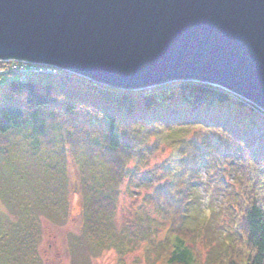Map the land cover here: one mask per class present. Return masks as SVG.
<instances>
[{"label": "trees", "instance_id": "1", "mask_svg": "<svg viewBox=\"0 0 264 264\" xmlns=\"http://www.w3.org/2000/svg\"><path fill=\"white\" fill-rule=\"evenodd\" d=\"M7 75L15 79L0 84V179L5 188L16 189L13 180L20 167L15 161L19 147L29 157L34 153L38 159L40 149L45 148L49 159L52 153L61 159L53 164L47 157L43 161H48L52 174L45 177L49 201H42L52 209L32 210L31 205L40 204L39 200L31 204V199L22 197L12 205L2 198L18 214V221L7 220L8 228L5 219L9 217L0 212L5 218L0 217V264H25L39 212L52 220L60 215L54 197L65 190L61 160L71 147L75 154L79 147L84 149L82 166L101 167L90 179L81 178L83 232L93 248L107 244L122 249L127 233L132 237L143 233L137 222L132 231L126 228L119 234L108 218L123 188L134 194L137 186H145L151 188L147 199L171 221L166 229L168 264H200L181 228L202 205L206 210L202 191L208 199L214 191L231 221L221 232L229 245L243 246L230 247L225 264H264V131L261 135L255 132L264 123V113L257 107L220 87L199 82L125 91L69 73H34L27 80L13 73L0 77ZM152 136L156 141L144 145ZM18 137L32 141L31 145L17 142ZM165 141L180 147L175 175L163 181L162 176L146 171L141 180L136 178L138 172L128 167V161L141 162L145 153ZM162 166L171 169L172 164ZM201 224L204 228L193 229L196 236L208 228L207 223Z\"/></svg>", "mask_w": 264, "mask_h": 264}, {"label": "water", "instance_id": "2", "mask_svg": "<svg viewBox=\"0 0 264 264\" xmlns=\"http://www.w3.org/2000/svg\"><path fill=\"white\" fill-rule=\"evenodd\" d=\"M113 89L220 87L264 113V0H0V62Z\"/></svg>", "mask_w": 264, "mask_h": 264}, {"label": "rangeland", "instance_id": "3", "mask_svg": "<svg viewBox=\"0 0 264 264\" xmlns=\"http://www.w3.org/2000/svg\"><path fill=\"white\" fill-rule=\"evenodd\" d=\"M11 79H15V76L0 77V84ZM263 131L264 123L259 124V127L255 129V132L259 135ZM16 141L27 147L32 142L30 140L26 142L21 137L16 138ZM155 141V137H149L144 141V145L152 144ZM178 147H175L169 141H165L153 152L145 153L144 160L141 162L138 159H130L128 167L136 169L138 172L136 178L140 180V177L146 171H150L160 177L162 176L161 179L163 181L172 178L175 175L174 170H176L179 163L180 152ZM71 148L67 151L66 159L64 161L63 159L61 160L64 164L65 179H63L66 182L65 190L54 197V201L58 203V212L61 213L52 220L43 211L39 212V224L34 226L37 231H33L34 244L30 252L26 253L28 255H25L23 262L26 261L25 264H168L167 254L170 250V245L166 240L170 237H167L166 229L169 228L171 221L165 218L166 215L160 214L152 201L147 199V194H149L151 188H146L145 186H137V192L134 194L123 188L116 198V206L108 218V222L110 223L111 221L115 231L119 232V234L126 228L129 229L127 232L130 229L132 231L137 222H139V227L142 228L140 231L143 233L138 234L136 237H132L127 233L128 237L124 240L125 243L121 247L122 249L108 246L107 244L95 249L86 240L83 232L85 195L82 191L81 178L84 176L90 179L92 175L99 173L101 167L98 164L92 170L90 167L82 166L80 158L85 155L84 149L79 147L78 153L75 154ZM96 148L98 149V147ZM24 150L25 148L19 147L17 157H15L17 159L15 160L17 161L16 164L22 167H17L16 169V178L13 180L16 184V189L5 188V181L0 179V182L3 183L1 185L3 189H0V212L5 213L9 218L5 219L3 215L0 217L5 219L8 228H10V222L7 220L17 222L18 214L14 212L15 210L11 212L6 204H3L2 198L5 202L11 201L12 205L20 203L22 197L28 201L31 199L32 202L29 201L31 204L33 201L39 200L40 204L38 205L30 204L32 210L38 211L41 208L52 209L49 204L47 205L43 202L46 200L48 203L50 197L47 195L49 191H46L48 188L45 177L46 174L48 176L52 174V171L50 170V165H47L48 161L47 164H43L44 159L48 158L46 153H49V151L45 148L40 149L37 159V155L33 157L34 153L32 157L23 154ZM50 157H52L48 158L50 164L61 159L55 153H52ZM167 163L172 164L171 169L170 167L162 166ZM26 169L28 170L27 173H25ZM205 178L204 175V181ZM210 190L212 193L213 189ZM202 195V203L206 210H203L202 205V210L192 213L183 222L181 229L185 230L189 236L187 242L192 247L194 254L199 257L200 264H225L230 249L232 247L241 248L242 244L233 243L231 244L232 246L229 245L226 235L221 232L223 227H226L231 221L228 213H226L227 209L224 210L223 208L222 210L219 195H216L214 191L212 198L208 199L206 195L204 196L203 191ZM153 219H156L155 222H153ZM201 223H207L208 225L205 231L206 234L205 232L202 234L203 232L200 230L199 236H196V232L193 229L200 226L201 229L204 228ZM15 249L17 253L21 250L18 246Z\"/></svg>", "mask_w": 264, "mask_h": 264}, {"label": "built area", "instance_id": "4", "mask_svg": "<svg viewBox=\"0 0 264 264\" xmlns=\"http://www.w3.org/2000/svg\"><path fill=\"white\" fill-rule=\"evenodd\" d=\"M8 73L19 76L21 80H27L28 77L34 73L58 75L60 73L68 74L69 72L45 64H32L18 61L0 62V76Z\"/></svg>", "mask_w": 264, "mask_h": 264}]
</instances>
